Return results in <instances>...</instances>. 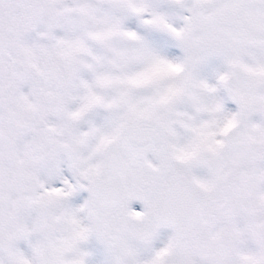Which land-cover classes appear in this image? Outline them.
Returning <instances> with one entry per match:
<instances>
[{"label": "snow or ice", "instance_id": "obj_1", "mask_svg": "<svg viewBox=\"0 0 264 264\" xmlns=\"http://www.w3.org/2000/svg\"><path fill=\"white\" fill-rule=\"evenodd\" d=\"M0 264H264V0H0Z\"/></svg>", "mask_w": 264, "mask_h": 264}]
</instances>
